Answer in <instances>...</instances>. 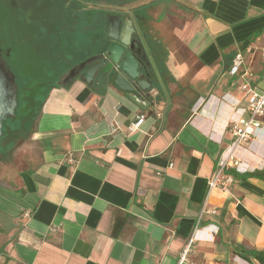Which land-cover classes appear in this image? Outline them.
I'll use <instances>...</instances> for the list:
<instances>
[{
	"label": "crops",
	"instance_id": "obj_1",
	"mask_svg": "<svg viewBox=\"0 0 264 264\" xmlns=\"http://www.w3.org/2000/svg\"><path fill=\"white\" fill-rule=\"evenodd\" d=\"M133 3L98 5L134 18L151 90L50 88L29 145L0 162V264H180L188 246L189 264H261L243 254L264 250V126L226 188L209 181L243 112L237 53L264 74V0Z\"/></svg>",
	"mask_w": 264,
	"mask_h": 264
},
{
	"label": "rangeland",
	"instance_id": "obj_2",
	"mask_svg": "<svg viewBox=\"0 0 264 264\" xmlns=\"http://www.w3.org/2000/svg\"><path fill=\"white\" fill-rule=\"evenodd\" d=\"M76 1L81 4V0ZM82 1L124 7L134 4V0ZM76 8L72 0H0L2 59L17 83L23 86L19 89L18 107L21 93L25 95L28 92L26 96L31 100V104L28 100L24 110H19L18 115L23 116L18 118L19 122L12 128L8 127L9 138L0 142L6 149L0 152V162H4L5 158L13 160L22 144L29 145L41 101L50 87L58 84L68 70L93 52L88 43L96 36L95 25H100L101 45H105L106 11H98L96 15H88L87 12L72 15ZM78 25L84 27L81 32L77 30ZM64 69L66 72L61 75ZM21 128H26L24 135Z\"/></svg>",
	"mask_w": 264,
	"mask_h": 264
},
{
	"label": "water",
	"instance_id": "obj_3",
	"mask_svg": "<svg viewBox=\"0 0 264 264\" xmlns=\"http://www.w3.org/2000/svg\"><path fill=\"white\" fill-rule=\"evenodd\" d=\"M104 39L102 54L87 58L71 68L61 81L66 83L82 75L86 83L113 84L122 91L137 92L139 97H144L152 88L149 78L154 64L146 42L137 33L134 19L110 12ZM94 60L97 62L90 65ZM17 106V83L3 64L0 54V137L4 122L15 115Z\"/></svg>",
	"mask_w": 264,
	"mask_h": 264
},
{
	"label": "built area",
	"instance_id": "obj_4",
	"mask_svg": "<svg viewBox=\"0 0 264 264\" xmlns=\"http://www.w3.org/2000/svg\"><path fill=\"white\" fill-rule=\"evenodd\" d=\"M229 72L233 77L231 86L242 93L241 99L236 101L234 107L242 105L240 109L243 112L228 124L233 141L228 149L221 154L218 170L209 181L210 189L215 187L226 188L227 183L231 180L230 176L225 175L226 170L232 167L238 172L241 170V160L236 154L237 148L255 138L258 130L264 126V74L262 79L256 82L255 73L246 67L245 57L241 52L235 56ZM145 118V114H139L129 129L131 131L138 130ZM70 161H74L72 156H70ZM172 166L173 163L169 167ZM197 231L198 227L195 233ZM189 249L190 246L184 250L180 264H189Z\"/></svg>",
	"mask_w": 264,
	"mask_h": 264
},
{
	"label": "flooded vegetation",
	"instance_id": "obj_5",
	"mask_svg": "<svg viewBox=\"0 0 264 264\" xmlns=\"http://www.w3.org/2000/svg\"><path fill=\"white\" fill-rule=\"evenodd\" d=\"M72 2H74L76 5H77V7L78 8H76L73 12H72V15H80V14H86V12L87 11H89V10H91V9H94V13H93V15H96L97 13H98V11H101V8L99 7V5H98V3H86V2H84V1H82L81 0V4L80 3H77V1L76 0H72ZM87 7V8H86ZM110 12H112V13H114V14H118L115 10H113V9H108V11L106 12L107 13V17H108V15H109V13ZM120 14H122V13H120ZM126 14H128V12L126 13ZM123 16H125V17H132V16H129V15H125V13L124 14H122ZM133 18V17H132ZM134 19V18H133ZM135 21V20H134ZM100 23V22H99ZM135 25H136V23H135ZM137 27V26H136ZM84 27H80V25H78L77 26V30H79L78 32H81L80 30H82ZM97 31V33H96V36H94V39L93 40H90V42L88 43V45L89 46H92L93 47V52H91V54L90 55H88L86 58H84V59H82V60H80V63L82 62V61H84V60H86L87 58H90V57H94V56H97V55H100V54H102V52H103V50H102V39H101V28H100V25L98 24V25H95V27H94V31ZM84 32H85V30H83ZM137 33L139 34V31H138V28H137ZM85 46V45H84ZM87 46V45H86ZM85 46V47H86ZM7 52H9V51H7ZM0 54H1V60H2V62H3V59H2V50L0 49ZM95 62H97L96 60H94V61H92L91 63H90V65L91 64H93V63H95ZM3 64L6 66V68L8 69V71L11 73V70L9 69V67L3 62ZM79 64V63H78ZM78 64H76V65H78ZM11 75H12V77H13V79H14V81L17 83V81H16V77L14 76V74H12L11 73ZM21 88H23V86H20L19 85V83H17V91H18V94H19V89H21ZM18 107V106H17ZM17 110V109H16ZM13 116H15V115H13ZM13 116H11V117H13ZM10 118V117H9ZM8 119V118H7ZM6 119V120H7ZM6 122V121H5ZM5 122H4V125H3V133H4V128H5ZM3 133H2V135H1V137L3 136ZM0 137V138H1Z\"/></svg>",
	"mask_w": 264,
	"mask_h": 264
},
{
	"label": "trees",
	"instance_id": "obj_6",
	"mask_svg": "<svg viewBox=\"0 0 264 264\" xmlns=\"http://www.w3.org/2000/svg\"><path fill=\"white\" fill-rule=\"evenodd\" d=\"M91 11H94V10H91ZM101 11H104V9L102 8ZM104 36H105V33H104ZM65 72H66V69L61 70V75H62L63 73H65ZM60 77H61V76H60ZM54 86H55V85H54ZM52 87H53V86H52ZM52 87H50V88H52ZM49 90H50V89H49ZM27 93H28V92H25V93H24L25 95H23V93L20 94V98H19V107H18V109H17V113H16L15 116L10 117V118H8V119L6 120V122H5V128H4V133H3V136L0 138V142H1L3 139H7V138H9V133H8V131H7L8 127L12 128V126H14L15 123L19 122V121H18V118H20V117L22 116V115H21V116L18 115L19 110H21V109L24 110V108L27 106V102H28V100L30 101V104H31V100L27 97V96H28ZM26 95H27V96H26ZM43 103H44V100L41 101L40 109L42 108ZM22 117H23V116H22ZM34 118H35V117H33L32 119H34ZM32 121H33V120H32ZM21 129H22V128H21ZM24 132H26V128H24V129L21 130V133H23V135H24ZM12 144H14V143L12 142ZM0 149H1L0 152H4V151L6 150L5 147H4V145L2 146L1 144H0ZM251 256H253L255 259H257L261 264H264V250L255 249V250H253V251H251V252H248V253L246 252V253L243 254V257L246 258V259H249Z\"/></svg>",
	"mask_w": 264,
	"mask_h": 264
},
{
	"label": "bare ground",
	"instance_id": "obj_7",
	"mask_svg": "<svg viewBox=\"0 0 264 264\" xmlns=\"http://www.w3.org/2000/svg\"><path fill=\"white\" fill-rule=\"evenodd\" d=\"M70 75H68L67 77H69Z\"/></svg>",
	"mask_w": 264,
	"mask_h": 264
}]
</instances>
